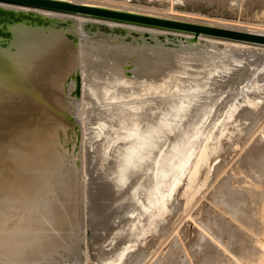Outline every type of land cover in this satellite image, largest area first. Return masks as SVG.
<instances>
[{"label": "bare ground", "instance_id": "obj_1", "mask_svg": "<svg viewBox=\"0 0 264 264\" xmlns=\"http://www.w3.org/2000/svg\"><path fill=\"white\" fill-rule=\"evenodd\" d=\"M230 23L224 22L234 28ZM245 29L240 30L255 33ZM201 38L207 44L199 43L191 49H143L145 63H137L138 57L128 51L113 54L108 47L82 43V92L74 109L82 127L81 170L71 150L64 145V131L51 135L49 145L38 151V159L29 156L22 162L24 168L16 167L22 173L14 183L17 184L0 190V264H67V256L73 252L75 258V253L79 255L80 251L87 250L85 248L102 264H122L126 258L130 260L135 242L140 243L146 229L144 222L152 220L162 201L170 204L171 188L184 179L182 169L194 152L201 151L204 156L211 139L221 141L227 134L248 136L247 151H251V156L240 153L239 144L236 149L232 147V152L237 150V154L229 158L225 169H231L232 173L227 175L226 187L221 183L215 192L216 204L225 207L224 216L209 211L203 226L206 231H213L210 234L215 240L204 236L209 231L202 235L201 230L202 237L198 239L202 243L198 242L204 248L206 263L221 259L222 247H226L242 264H264V153L260 150L264 147V118L253 109L247 110L246 103H240L239 98L243 96L240 91L245 88L242 84L251 74V66L258 61V48L252 45L257 43ZM130 62H134V67L129 74L126 67ZM244 106L250 116L243 115ZM243 122H246L244 126L249 125L236 127ZM256 148L261 153L253 155ZM237 155L241 158L237 159ZM235 159L237 162L240 159L241 167H237V162L233 164ZM241 173L245 176L237 177ZM237 179L239 184H232ZM194 188L195 185L187 184L189 200L195 198ZM229 207L239 212L242 209L245 222L240 225L243 226L232 225V220L240 217L235 211L237 215L232 216ZM225 213L233 217L230 228ZM250 214H253L252 221H247ZM256 218L255 224L260 226L258 232L252 230L251 224ZM160 220L157 219L158 223ZM224 221L232 231L227 242L217 232L225 231ZM248 232L255 236L247 237ZM178 237L181 240L180 235ZM197 250L201 248H196L195 252ZM134 251L137 257V249ZM80 258L76 257V264ZM179 258H173L171 264H181L182 258ZM228 258L230 260V255ZM71 259L69 263L74 261ZM232 259L230 262L236 261ZM157 262L159 264V260Z\"/></svg>", "mask_w": 264, "mask_h": 264}, {"label": "water", "instance_id": "obj_2", "mask_svg": "<svg viewBox=\"0 0 264 264\" xmlns=\"http://www.w3.org/2000/svg\"><path fill=\"white\" fill-rule=\"evenodd\" d=\"M201 36L264 44V35L156 10L95 0H0V190L17 184L16 167L24 168L29 156L38 159L54 132L64 131L81 170L82 127L74 109L83 42L131 52L145 63L143 49H191L207 44Z\"/></svg>", "mask_w": 264, "mask_h": 264}, {"label": "rangeland", "instance_id": "obj_3", "mask_svg": "<svg viewBox=\"0 0 264 264\" xmlns=\"http://www.w3.org/2000/svg\"><path fill=\"white\" fill-rule=\"evenodd\" d=\"M95 1L107 2V3L123 5V6H132V7L143 8V9H148V10L151 9V10L161 11L163 13L176 15V16L184 17V18L202 19V20H210V21H216V22L220 21L221 23H224V22L230 23L231 22L230 24H232L235 29L240 30V29L246 28L245 30L249 29L251 31H254L257 34L264 35V0H238V1L237 0H95ZM242 27H244V28H242ZM253 43H255V42H253ZM252 45L254 47L257 46V48H258V55L256 57L258 59V61H255L254 64L251 66V68H250L251 74L249 75V77L246 78L247 81H245V83L242 84L243 86H245V88L240 91V92H243V94H242L243 96H240L239 98H241L240 103H242V104L246 103V105L245 104L244 105L246 106L247 110L252 111V109H253L254 113L258 112L260 118H262V117L264 118V113H262V111H264V44L257 43V45L256 44H252ZM223 69L224 68H221V70H223ZM238 100H240V99H238ZM242 100H243V102H242ZM249 102H250V104H249ZM245 106L243 107V110H242L243 115L244 116H246V115L250 116L249 113L247 112ZM251 106H252V108H250ZM244 109L246 110V112ZM260 110H261V112H260ZM240 111H241V108H240ZM236 112L239 113V111H236ZM247 122H249V121L247 120ZM235 125L236 124H234V127H235ZM244 125H246V122L238 123L236 125V127L237 126L238 127H247L249 124H247V126H244ZM230 136L232 139L230 138ZM241 137H243V138H241ZM240 138L242 141L244 140L243 141L244 143H242V141L239 140ZM230 139H231V141H230ZM212 140H213V142H212ZM214 140L215 139L213 138L209 141V146H208L207 151L204 154V156L199 153L201 151L197 150L194 152V154L191 156V158L185 164V166L183 167L182 172H181L184 179H182V181L180 180L179 183L177 181L176 184H174L171 188V191L172 192L174 191V192L173 193L170 192L172 194L171 195L172 201H170V204H169V202L167 203V202L162 201L160 203V205H158L157 208L155 209V213H154L152 220H148V221L144 222V228H146V229L144 230L145 232L143 231V233L141 235V237H142L141 241H139L142 244L140 245V243L138 244V242H135L136 244H134V245L136 247H135V249L133 248L134 250L137 249V257H135L136 251L133 250L132 254H134V255H129V257L131 256L130 257L131 259L129 260L126 258L127 264L130 261L132 264V262H134V260L136 258H137V260L138 259L142 260V261L139 260L138 264H158V262H157L158 260H159V264H160L161 260L163 262V260L165 258H166L165 262H163L161 264H165V263L171 264L172 263L171 261L174 260L173 258L178 259L179 257H180L179 260L182 258V260H180L181 264H187L188 261L191 260V257H192V260L188 264H208V263L210 264L211 262H213L214 264H220V263L231 264V262H234V263L236 262L235 264H237V263L242 264L241 262H238V260L236 259L235 256H233L232 253H230L231 251H229V250H231V249H228V248L225 249L226 247H222L223 249L221 248L224 252V255L222 253L223 257L220 256V257H222L221 259L220 258H214L216 261H214V259H212L210 262L208 261V263H206L207 261H205L204 256H203L204 248H203V246H201L202 242L200 239H201L202 235L204 234V231H205V233L207 231H209V233L207 232L206 234H204L205 237H207L209 239L212 238V240H215L213 235L210 234L212 230L206 231L204 229L203 225H204V223L206 224V218H207L206 216L210 215V214H214V213H216V215H218L219 217H220V214H222L221 215L222 217L224 216L223 214H224L225 207L223 204L222 205L216 204L218 199H216L217 194L215 192H216V189L219 188L218 186H220L221 183H222V185H223V183L225 185V183H226L225 180H226V178H228L227 175H229V172L231 171V169L230 170L228 169L227 171H225V169L227 168V163H228L229 158H232L235 154H237V150L233 151V152H232V150L236 149V147L239 144V147L237 149H241V150L245 149L244 151L240 150V153L243 152V154L245 155V152H246V154L251 156V154H250L251 151L250 152L247 151L249 149V144H250L248 142V136L246 137L245 135L240 136V135L227 134L223 139H221L222 142L221 141H217V142L215 141L214 142ZM246 144H247V146H246ZM229 146H231V147H229ZM232 147H233V149H232ZM260 147L262 148L263 146H260ZM260 147H259V149H260ZM259 149L256 148L252 152L253 155H254V153H255V155L261 153L262 150L264 151V147H263V149H260L261 150L260 152L258 151ZM256 150L258 151V153ZM263 151H262V153H264ZM231 152H232V155H231ZM243 154H241V155H243ZM237 156L236 157L238 159L240 157V155H237ZM219 161L225 162V164L221 163ZM261 161L263 162V160H261ZM236 162H237V160L235 159L233 164L236 165ZM238 162H239V164H238ZM238 162H237V167L239 168V167H241L240 166V159ZM216 163L217 164L221 163V164H218V166H219L218 167L216 165ZM220 167H222L223 169ZM214 169L215 170L219 169V170L215 171ZM193 170H195V172L192 174ZM214 172H215V174H213ZM218 172H219V174H218ZM230 173H232V172H230ZM221 174H223V175H221ZM239 176H245V173L237 174V177H239ZM189 178H190V181H188ZM220 178H221V180H220ZM217 179H218V181H217ZM219 180H220V182H219ZM233 180H235V178L232 179L231 181H233ZM238 181L239 180L237 179L232 184H239ZM216 183H217V185H216ZM187 184H192L193 186L195 185V187H196V189L194 188L196 190V193H195V198H193V200H189V198H188L189 193H188V191H186L187 190ZM240 184H242V183H240ZM184 187H185V189H184ZM224 187H226V185ZM175 193H176V196H175ZM186 196H187V198H186ZM196 197L197 198L199 197V198L197 199ZM173 198L175 200H173ZM201 198H202V200H200ZM194 199H195V202H194ZM204 199H206V200H204ZM212 199H213V201L216 200V201H214L215 203L212 201ZM225 199L228 201V199L226 197H225ZM223 202L224 201H221V203H223ZM162 203H164V205L165 204L166 205L164 206ZM199 203H200V205H199ZM168 204L170 206H168ZM197 204H198V206H197ZM203 204L205 206H203ZM172 205H173V207H171ZM209 205H210V207H209ZM212 205H214L215 207L214 206L213 207L216 209H213V207L211 208ZM190 206H191V208H190ZM160 207H162V208H160ZM207 207H209V208H207ZM160 209L162 212H159ZM230 209H234V210H230ZM202 210H203V212H202ZM227 210H228V208H227ZM240 210L241 211L239 212V211H237V209L235 210V208H231V207H229V210H228V212L231 211L230 213L232 214V216H236L237 215L236 213L239 212L238 216L240 218L239 219L237 218L239 221L233 219V220H235V222H238V223H235L232 220L233 217L231 215H229L228 213H225V220L229 221L228 225L230 224L229 228L231 226V222H230L231 220L234 223V224L232 223V225L243 226L240 224L245 222V221H243L244 220L243 218H245V217L241 216L243 212H242V209H240ZM157 211H158V214H157ZM205 211H206V213H205ZM209 211H211L210 214H209ZM163 214H165V215H163ZM195 214H197V218H200V219H196ZM249 216H248L249 218L247 219V221L249 219H251V221H252L253 214L252 215L250 214ZM221 218H218L217 220L220 221ZM157 219H159V220L161 219L159 223H158ZM240 219H242V220H240ZM251 221H249V222H251ZM255 221L251 222V224L253 225L252 230L254 232H258V231H260V228H259L260 226H258V224H255V223H257V218ZM199 222H200V225H199ZM145 223H146V225H145ZM197 223H198V225H197ZM156 224H158V225L156 226ZM160 224L164 225L165 228H164V226H161ZM147 226H148V228H147ZM198 228L200 230H198ZM229 228H228L227 223H226L225 231L223 229L222 230L219 229V231H217L218 233L220 232L219 233L220 235L221 234L223 235V239L226 242L229 240V236L232 233L231 229H229ZM160 229H163V231ZM256 229H257V231H256ZM201 230H203V231H201ZM162 232L163 233L165 232V233L163 234ZM199 232L201 234L202 233L203 234L201 235ZM178 233L181 237V240L178 237L179 236ZM248 234L249 235H247V237H249V236L254 237L255 236L253 232H248ZM182 235H184V236H182ZM209 235L211 237H209ZM215 235L217 236V234H215ZM199 236H200V239H198ZM145 238L146 239L149 238V239L146 241ZM144 239H145V241H144ZM196 239H197V241H196ZM198 240L201 243H199ZM175 241H177V242H175ZM181 241L184 243V245L182 244ZM143 242L145 244H143ZM175 244L178 246L176 247ZM192 244H193V247H192ZM171 245H172V247H171ZM137 247H139V248H137ZM196 248L197 249L201 248V250H202V251L197 250L198 252L201 251L199 253V255H198L197 251L195 252ZM85 250L86 251L83 250V252L80 251L79 255H77V253H75V255H76L75 258H73L74 254L72 252V255L70 254L69 256H67V259L70 260L72 257L71 260H74V261H70L71 264H76L77 259L79 260L80 257H81L80 258L81 261H79L80 264H85L86 262L88 264H99L100 263L99 260L97 261V258L93 257V255L90 253L88 248H85ZM172 250L175 252H173ZM142 251L145 252L144 256H143L144 252L142 253ZM167 251L169 253H167ZM140 252L142 253L141 258H139ZM86 253H87V255H86ZM195 253H197L196 254L197 257L195 255ZM227 253H228V255L226 256ZM170 254L173 256H171ZM193 254L195 256H193ZM229 255H230V260L232 258L233 259L235 258L234 260H236V261L230 262V260L228 258ZM133 256L135 257V259H133ZM142 256L144 257L143 259H142ZM76 257H77V259H76ZM90 257H92L94 261ZM251 257H253V256H251ZM169 259H170V261L168 263ZM222 259L226 260V261H223ZM250 259H251L250 257L248 260L246 259L247 262H249ZM69 260H67V262H68L67 264H70ZM137 260H135V263L137 262ZM217 260L219 262H217ZM227 260L230 263H228ZM246 260H244V262ZM125 261L122 262V264H124ZM203 261H205V263ZM241 261L243 262V260H241ZM135 263H133V264H135ZM213 263H211V264H213ZM100 264H102V263H100ZM250 264H252V263H250Z\"/></svg>", "mask_w": 264, "mask_h": 264}]
</instances>
